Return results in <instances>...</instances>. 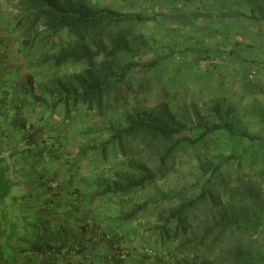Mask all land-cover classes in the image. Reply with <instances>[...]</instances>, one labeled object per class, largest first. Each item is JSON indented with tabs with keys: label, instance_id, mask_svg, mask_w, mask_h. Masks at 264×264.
<instances>
[{
	"label": "trees",
	"instance_id": "1",
	"mask_svg": "<svg viewBox=\"0 0 264 264\" xmlns=\"http://www.w3.org/2000/svg\"><path fill=\"white\" fill-rule=\"evenodd\" d=\"M13 1L18 14L2 30L8 37L21 31L14 41L16 51L24 57L28 58L33 48L39 52L38 62H30L33 74L43 75L45 67H79L78 72L65 78L52 76L39 84L41 92L51 100L48 109L60 107L63 120L72 115L103 116L108 110L115 112L113 102L122 99L125 86L131 85L138 73H148L162 61L151 58L146 62L142 57L144 51L151 49L141 29L154 22L156 14L120 12L84 0ZM217 1L221 17H246L231 7L240 10L247 6L249 18H255L253 12H258L264 21V0ZM120 2L136 4V0ZM206 50L201 49L199 54ZM170 54L175 52L171 50ZM167 93L164 90L165 99L156 103L147 117L130 116L124 124L106 130L105 145L112 146L114 157L122 159L121 170L111 181L103 182L96 195L126 196L133 190H143L167 174V163L178 154L196 147L203 152L219 144L214 137L222 135L232 147L231 154L200 160L201 175L188 191L151 197L133 206L122 220H135L158 201L176 200L175 206L158 213L157 225L152 228L156 242L175 245V253L160 251V257H171V264H264V136L237 131L228 112L218 104L210 109L209 118H200L187 127L171 111ZM38 99L41 97L35 100ZM105 145L90 146L81 155L91 152L104 158ZM151 157L157 162L153 169L146 163ZM229 164L235 165L233 181L230 172L224 171ZM215 189L223 190L222 195L216 194ZM5 195L0 193V198ZM106 240L112 251L122 249L117 238ZM116 261L124 262L117 258Z\"/></svg>",
	"mask_w": 264,
	"mask_h": 264
},
{
	"label": "rangeland",
	"instance_id": "2",
	"mask_svg": "<svg viewBox=\"0 0 264 264\" xmlns=\"http://www.w3.org/2000/svg\"><path fill=\"white\" fill-rule=\"evenodd\" d=\"M84 1L120 12L156 14V20L141 29L151 49L144 51L142 57L146 62L151 58H160L162 61L148 73H138L133 83L125 86L122 99L113 102L115 112L108 110L103 116L72 115L63 120L64 114L60 107L48 109L51 100L41 92L39 84L52 76L65 78L78 72L79 67H45L43 75L33 74L30 62H38L39 52L33 48L26 58L16 51L14 39L21 31L8 37L2 28L13 22L18 10L14 6L15 1L0 0V41L3 40L0 42V72L5 78L1 83H7V77H10L8 83L13 88L11 94L16 101L17 155L14 161L21 166L24 163L22 159L28 161L27 169L20 173L24 180L31 179L38 186L44 187L50 197L62 195V191L74 190L71 186L74 182L111 181L115 173L121 170L119 163L122 159L114 157L112 146L105 145L108 139L106 130L124 124L130 116L147 117L154 105L165 99L164 90L168 92L166 100L170 103L171 111L187 127L193 126L200 118H209L210 109L218 104L223 111L228 112L229 120L237 131L259 133L263 138L262 14L253 12L255 18L251 19L248 17L250 9L247 6H242L240 10L232 6V11L243 13L246 17H221L216 9L217 0H177L171 3L167 0H136L135 6L123 5L120 0ZM207 13L214 15L211 18L203 16ZM201 49H207V52L199 54ZM171 50L175 54L171 55ZM36 97H41V100L36 101ZM214 138L219 144L209 146L203 152L196 147L178 154L167 163V174L158 177L145 189L133 190L126 196H112L109 202L114 212L123 217L133 206L151 197L183 189L188 191L201 175L198 164L200 160L231 154L232 147L224 136L217 135ZM93 145H105L106 157L91 152H87L84 157L81 155ZM146 163L151 169L157 164L153 157L146 160ZM226 170L232 175L230 178L233 181L235 165L229 164L224 167ZM15 174L14 171L9 174L11 181L17 180ZM231 179L229 183H232ZM100 189L99 186L95 190ZM215 192L222 195L223 190L215 189ZM176 204V200L158 201L139 213L135 220L128 222V229L133 231L129 238H133L135 244L138 242L136 248L144 254L151 252L150 257L169 264L171 257L164 259L158 252L170 250L175 253V245L156 242L152 228L157 225L158 213ZM261 235L264 237V230ZM116 237L110 236L109 239ZM128 251L127 259L132 255L130 249Z\"/></svg>",
	"mask_w": 264,
	"mask_h": 264
},
{
	"label": "crops",
	"instance_id": "3",
	"mask_svg": "<svg viewBox=\"0 0 264 264\" xmlns=\"http://www.w3.org/2000/svg\"><path fill=\"white\" fill-rule=\"evenodd\" d=\"M3 78L0 72V193H7L0 198V264H169L136 248L129 221L114 212L111 196L96 195L102 183L74 182V190L50 197L44 187L23 179L28 161L22 159V166L14 161L16 101L10 77L7 83ZM13 171L16 181L10 180ZM114 235L132 253L124 262L116 261L106 240Z\"/></svg>",
	"mask_w": 264,
	"mask_h": 264
},
{
	"label": "built area",
	"instance_id": "4",
	"mask_svg": "<svg viewBox=\"0 0 264 264\" xmlns=\"http://www.w3.org/2000/svg\"><path fill=\"white\" fill-rule=\"evenodd\" d=\"M114 253V256L117 258V259H120L122 261H126L127 258H128V255H127V252L123 249H120V250H114L113 251ZM149 255L151 254V252L148 253Z\"/></svg>",
	"mask_w": 264,
	"mask_h": 264
}]
</instances>
